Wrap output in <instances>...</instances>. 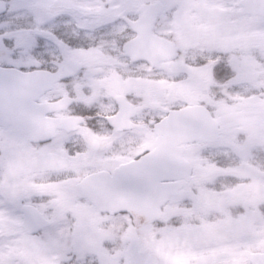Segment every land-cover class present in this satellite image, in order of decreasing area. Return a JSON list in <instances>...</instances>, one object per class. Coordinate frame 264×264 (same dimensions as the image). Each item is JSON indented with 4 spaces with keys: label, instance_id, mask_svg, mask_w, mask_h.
Here are the masks:
<instances>
[{
    "label": "snow or ice",
    "instance_id": "6c2138e0",
    "mask_svg": "<svg viewBox=\"0 0 264 264\" xmlns=\"http://www.w3.org/2000/svg\"><path fill=\"white\" fill-rule=\"evenodd\" d=\"M0 264H264V0H0Z\"/></svg>",
    "mask_w": 264,
    "mask_h": 264
}]
</instances>
